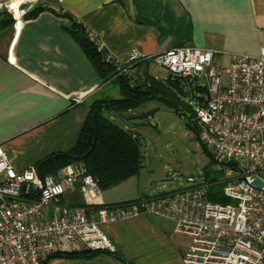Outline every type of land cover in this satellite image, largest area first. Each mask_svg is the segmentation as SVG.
I'll use <instances>...</instances> for the list:
<instances>
[{
	"label": "built area",
	"instance_id": "obj_1",
	"mask_svg": "<svg viewBox=\"0 0 264 264\" xmlns=\"http://www.w3.org/2000/svg\"><path fill=\"white\" fill-rule=\"evenodd\" d=\"M36 1L13 0L0 8L18 28ZM89 38L104 49L96 35L89 32ZM220 54L183 45L147 58L132 51L124 63L107 59L132 87L144 85L138 66L149 63L206 89L203 100L188 104L198 143L225 174L223 195L230 204L211 202L209 184L195 177L152 196L105 204L99 180L82 162L42 179L34 166L17 171L0 145V264H42L89 251L114 255L106 228L143 216L169 221L174 235L189 239L183 264H264V47L257 56H234L226 68L216 64ZM74 192L83 199L79 206L64 201Z\"/></svg>",
	"mask_w": 264,
	"mask_h": 264
},
{
	"label": "crops",
	"instance_id": "obj_2",
	"mask_svg": "<svg viewBox=\"0 0 264 264\" xmlns=\"http://www.w3.org/2000/svg\"><path fill=\"white\" fill-rule=\"evenodd\" d=\"M40 4L73 15L119 63L132 51L147 58L190 45L221 51L216 64L226 68L234 56H257L264 47V0H40ZM68 30L69 22L51 11L24 18L18 28L14 19L0 13V145L17 171L70 151L91 104L110 98L103 92L112 85L104 83ZM156 73L148 63L147 77L167 80ZM151 109L158 111L145 127L128 120ZM146 111L115 114L113 120L139 134L145 144L148 135L159 140L150 131L154 122L153 130L166 131L178 117L158 106ZM64 201L69 206L83 203L78 192L68 193ZM102 202L110 200L103 195ZM115 226L106 232L118 254L125 252L118 227L131 226L136 239H127L132 246H126L125 261L104 254L89 261L54 259L48 264H183L189 239L174 235L171 222L143 216Z\"/></svg>",
	"mask_w": 264,
	"mask_h": 264
},
{
	"label": "trees",
	"instance_id": "obj_3",
	"mask_svg": "<svg viewBox=\"0 0 264 264\" xmlns=\"http://www.w3.org/2000/svg\"><path fill=\"white\" fill-rule=\"evenodd\" d=\"M45 11H51L69 22L70 36L85 53L104 83L118 88L120 98H105L91 104L90 113L75 146L68 152L52 154L37 164L36 168L42 179L57 175L61 169L77 162H82L88 173L99 180L102 190L138 176L143 167V139L139 134L125 131L117 125L113 120L115 114L146 111L153 106L166 108L174 112L185 123L195 139H198L199 128L195 121L194 111L187 102L188 98L193 97L192 93L198 92L201 96L206 93L204 87L197 86V81L190 82L173 76L165 81L149 78L144 74V70L147 71V64H141L138 66V71L143 73L145 83L132 87L128 76L116 71L115 65L108 61V53L105 49H99L91 41L87 28L70 13L61 8L50 9L47 6L36 4L25 18H36ZM3 15L13 19L9 13ZM198 99L203 100V97ZM201 146L207 151L203 145ZM209 157L213 167H216L210 154ZM217 172L222 174L220 169L204 170L202 182L209 184L211 202L230 204L231 200L223 195L225 183L222 182V176L216 175ZM104 254L99 251L59 254L49 257L42 264H48L54 259L89 261ZM111 256L125 261L118 252Z\"/></svg>",
	"mask_w": 264,
	"mask_h": 264
},
{
	"label": "rangeland",
	"instance_id": "obj_4",
	"mask_svg": "<svg viewBox=\"0 0 264 264\" xmlns=\"http://www.w3.org/2000/svg\"><path fill=\"white\" fill-rule=\"evenodd\" d=\"M9 1L11 2L13 0H0V5ZM34 3L39 5L40 0ZM0 13L5 14L9 12L0 8ZM152 67L156 72L159 71V73L156 74H159L158 76L160 78L168 79L170 77V73L165 68L155 64H152ZM198 94V92L192 93L193 97L188 98L187 102L193 100V98L199 97L200 95ZM103 96L115 99L120 98L119 90L115 86L104 87ZM140 112L142 111L129 112V116H131V114L136 115ZM116 122L121 124V122L123 123L124 121L116 119ZM151 126L153 127L150 128L151 133L158 134L159 140H157L158 137L155 139V136H147L143 148L145 154L143 163L144 168L141 170L138 177H134L133 180L130 178L112 188L103 190V195L110 200L109 204H119L129 202V200H138L140 199L139 197L152 196L164 187H176L180 181L186 182V177L189 175H193L197 182H202V180H204L202 175L204 170L209 169L212 171L217 169V166L213 167L211 164L209 152L193 138L191 132L186 128L185 123L178 117L174 116L171 123L167 126L166 131L168 129V132L163 130L157 132L153 130L156 128L157 122H154ZM166 173H169V175ZM172 174H175L176 179L170 176ZM212 174H214V172H212ZM216 175L222 176V182H225L224 172H222V174L217 172ZM130 227L131 226L118 227L122 232L121 237L124 240L122 248L125 252L121 254L124 259L127 258L126 255H128L126 246H132V242L127 241V239H135L134 234L130 231ZM114 228L117 227L115 226ZM115 237L121 239L118 235H115ZM119 248L121 249V247Z\"/></svg>",
	"mask_w": 264,
	"mask_h": 264
},
{
	"label": "water",
	"instance_id": "obj_5",
	"mask_svg": "<svg viewBox=\"0 0 264 264\" xmlns=\"http://www.w3.org/2000/svg\"><path fill=\"white\" fill-rule=\"evenodd\" d=\"M158 109H151L149 111H146L142 114L133 116L131 118H129L128 120L131 122L137 121L138 124H136V126L138 127H145L147 125L146 121L152 120L155 116V114L157 113ZM189 178H194L193 175H189Z\"/></svg>",
	"mask_w": 264,
	"mask_h": 264
},
{
	"label": "bare ground",
	"instance_id": "obj_6",
	"mask_svg": "<svg viewBox=\"0 0 264 264\" xmlns=\"http://www.w3.org/2000/svg\"><path fill=\"white\" fill-rule=\"evenodd\" d=\"M22 2L21 1H17V5H20Z\"/></svg>",
	"mask_w": 264,
	"mask_h": 264
}]
</instances>
